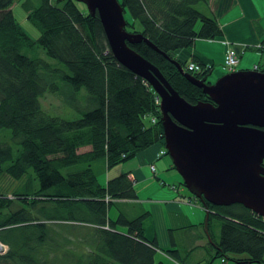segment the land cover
<instances>
[{
	"label": "trees",
	"instance_id": "trees-1",
	"mask_svg": "<svg viewBox=\"0 0 264 264\" xmlns=\"http://www.w3.org/2000/svg\"><path fill=\"white\" fill-rule=\"evenodd\" d=\"M38 1L22 4L39 31L34 39L14 15L15 0H0V178L23 182L12 199L0 194V241L9 246L0 264H156L160 251L186 264L182 251L188 258L198 249L176 242L186 231L170 230L173 248L161 250L145 236L149 213L140 208L132 217L118 205L138 200L129 173L102 186L93 169L101 159L110 170L154 146L165 148L157 94L117 61L99 15H90L83 1ZM119 2L128 30L160 52L144 41L129 46L186 101H209L171 60L185 68L175 57L178 51L223 36L218 20L197 8L210 0ZM257 68L264 72V64ZM48 95L57 96L76 118L44 110L41 99ZM191 197L208 214V234L204 223L190 227L207 241L206 262L213 255L223 262L264 264V218L239 204L204 205ZM112 207L119 210L115 219L109 216Z\"/></svg>",
	"mask_w": 264,
	"mask_h": 264
},
{
	"label": "water",
	"instance_id": "water-1",
	"mask_svg": "<svg viewBox=\"0 0 264 264\" xmlns=\"http://www.w3.org/2000/svg\"><path fill=\"white\" fill-rule=\"evenodd\" d=\"M81 1L90 15H99L117 61L157 94L165 149L184 186L204 205L239 204L264 218V72L240 70L210 84L171 60L209 98L191 104L156 66L129 46L144 41L160 52L141 33L126 32L119 0ZM204 226L208 234L207 213Z\"/></svg>",
	"mask_w": 264,
	"mask_h": 264
},
{
	"label": "crops",
	"instance_id": "crops-1",
	"mask_svg": "<svg viewBox=\"0 0 264 264\" xmlns=\"http://www.w3.org/2000/svg\"><path fill=\"white\" fill-rule=\"evenodd\" d=\"M209 8L212 13H215L223 30V36L217 40L199 39L196 43L198 41L205 42L211 50H213V45L217 46L220 51V47H222L223 56L226 48L225 43L227 42L239 46L255 47L262 45L261 50L253 47L245 49L241 54L238 69L253 70L260 62H264V54L262 53L264 51V0H211ZM232 16H234V19H231ZM225 19L230 21L222 22ZM175 56L184 63H190L194 60L205 65H214L215 61L211 53L199 51L197 47L191 52L180 50ZM162 149L161 145L147 149L138 154L123 169L113 173V177L129 173V177L136 187L141 184H154L151 188L148 187L147 192L143 194L139 188H135L137 189L138 200L122 201L118 205L126 206L127 211L131 210L134 217L139 215L137 210H140V208L149 213L143 224L145 236L149 241H156L161 250L166 251L173 248L169 235L170 230L186 231V234L183 233L184 235L176 238V242L183 243L187 248L188 245L190 248L197 247L196 252L199 253L200 260L205 261L208 257L207 249H205L207 241L200 238V231L190 227L202 224L203 214L206 211L195 202L191 194H185L184 189H181L182 184H180V187L176 185L168 187L165 182L157 183L160 182V179L153 176L150 166L152 164L157 166V162H161L163 157L160 159L157 157ZM88 150L85 149L82 153ZM165 164L167 165V163ZM153 177L156 181L153 180ZM109 179L110 177H108ZM133 208L135 211L132 210ZM120 232H126V230ZM157 254L165 255L161 251ZM155 261L158 264L156 259Z\"/></svg>",
	"mask_w": 264,
	"mask_h": 264
},
{
	"label": "rangeland",
	"instance_id": "rangeland-1",
	"mask_svg": "<svg viewBox=\"0 0 264 264\" xmlns=\"http://www.w3.org/2000/svg\"><path fill=\"white\" fill-rule=\"evenodd\" d=\"M24 0H15L12 9L14 11V15L18 21V23H20V25L24 28V30L32 37V38H38L39 36V31L33 26V24L28 20L27 18V12L23 9L22 4H23ZM37 2L39 3V1L37 0ZM36 2V4H37ZM38 5V4H37ZM198 10H200L202 13L206 14V15H211V11L208 9V7L205 4H200L197 5ZM82 9H85V7H83V5H81ZM128 19L131 20V17L129 15H127ZM231 19H234V16L231 17ZM230 21L229 19H225L222 22H228ZM199 26H197L198 28ZM197 49L199 51H204V52H208L211 53L214 56V72L213 74L209 77V81L212 82L213 84L217 82V80H219L223 75H224V71H223V64H224V56H223V49L222 47H220L221 51L219 50V48L217 46L213 45V50H211L208 46V44H205V42H201L198 41L193 48H189V49H185L183 50L184 52H191L194 49ZM45 57V54L44 56ZM260 64H264V62H260ZM41 104L44 110H46L48 113H50L51 115H65L66 118L68 119H75L76 116H71L69 114L68 111V107H65L64 105H62L60 99L57 96H45L41 99ZM70 110V109H69ZM89 149V148H88ZM85 151V149L83 150ZM135 159V158H134ZM133 159V160H134ZM130 160L129 162L133 161ZM129 162L125 163V164H121L116 166L115 168L112 169H107L106 167V162L104 159L98 160L95 164H94V171L97 174L98 180L100 182V184L102 186H105L107 184V180L108 177L110 178H114L113 177V173L115 171H118L120 169H123L125 167V165H127ZM167 163V165L165 164ZM128 167V166H126ZM173 167V161L172 158L169 155H165L163 156V158L161 159V162H157V177L160 179V182L157 183H163L165 182L167 184L168 187H171L173 185L179 186L182 183L183 184V178L182 176L178 173V171L176 169H172ZM154 176V175H153ZM153 180L156 181L153 177ZM23 184V182L21 183H17L16 181H14L13 179L9 178V177H2L0 178V194L2 193L3 195H9L11 198L14 195V193L17 190V188H19L21 185ZM19 185V186H18ZM154 184H141L138 187L135 186V188H139L140 192L143 194L145 192H147V188H151ZM136 189V190H137ZM181 189H184L185 194L190 195V191L185 187L182 186ZM12 195V196H11ZM121 207V208H120ZM119 208L123 211H126L127 207L126 206H120ZM133 211H135V209H132ZM139 211V210H137ZM118 212V213H117ZM119 214V210L116 207H112V209L110 210L109 216L112 219H115L117 217V215ZM132 217L133 213L130 214ZM206 219V212H204L203 214V219L202 222L204 223ZM215 235L217 237H219L220 234V229L218 226H214L213 227ZM123 228H119V231H123ZM65 247V248H64ZM62 247L63 253L66 252L67 248L66 246ZM60 250V249H59ZM58 249H56V251L58 252L57 254H59ZM182 251V249H181ZM182 255H183V259L185 260L184 262L186 264H193V263H197V264H235L232 260H227L226 262H223L222 258H216L215 256L213 257V255H211L208 258V261H201L199 257V253L196 251H191L190 252V257L186 258L184 252L182 251ZM55 252H52V255H55ZM156 260L157 263H162V264H176L172 259H170L168 256L162 255V254H156Z\"/></svg>",
	"mask_w": 264,
	"mask_h": 264
},
{
	"label": "bare ground",
	"instance_id": "bare-ground-1",
	"mask_svg": "<svg viewBox=\"0 0 264 264\" xmlns=\"http://www.w3.org/2000/svg\"><path fill=\"white\" fill-rule=\"evenodd\" d=\"M210 2H211V0H210ZM207 7H208V9L210 10V4L209 5H206ZM211 11V10H210ZM204 14V13H203ZM206 15V14H205ZM208 16H211V17H215L216 18V16H215V13H212L211 12V15H208ZM217 19V18H216ZM218 20V19H217ZM219 23V22H218ZM220 25V24H219ZM221 27V26H220ZM125 30H126V32L127 33H134V32H131V31H129L128 30V28H127V26H126V28H125ZM219 39V38H218ZM215 40H217V39H215ZM225 45H226V48H225V53H224V64H223V69H224V71H225V74L223 75V76H225V75H227V74H231V73H234V72H237V71H240L239 69H238V67H239V64H240V57H241V54H242V52H244V50L245 49H248V48H250V47H253V46H247V45H235V44H232V43H225ZM253 48H256V49H258V50H261L262 48H263V46L262 45H257V46H255V47H253ZM153 49V48H152ZM231 53H233L234 54V58H235V61H236V64L234 65V66H228L227 65V58H228V56H230V54ZM176 57V56H175ZM200 62V61H199ZM200 63H202V62H200ZM191 64H194V65H196V66H199V68H200V70L199 71H191V70H189V65H191ZM203 64V63H202ZM182 65V64H181ZM183 67V66H182ZM177 68V67H176ZM214 68H215V65H200L197 61H191L190 63H187V65H186V67L184 68L183 67V69H184V71L186 72V73H189L191 76H193V77H195V78H197V79H204V78H207V79H209V77L213 74V72H214ZM211 69V70H210ZM208 70H210V72H209V74L208 75H206V76H204L203 78H198V76L197 75H201V74H203L205 71H208ZM254 71H257V72H261L258 68H257V66H255L254 67V69H253ZM179 71V70H178ZM222 76V77H223ZM162 151H166L167 152V150L165 149V148H163L161 151H160V153L158 154V159H160V158H162L163 156H165L166 154H164V155H161V152ZM152 165H154L155 166V168H156V165L155 164H152ZM151 165V166H152ZM151 166H150V169H151ZM151 172H152V170H151ZM152 174L154 175V176H157V169H156V172L154 173V172H152ZM5 195V194H4ZM6 197L7 198H9V199H12L9 195H6ZM0 243H2V244H4V247L5 248H7L8 247V250H9V246L7 245V244H5L4 242H2V241H0Z\"/></svg>",
	"mask_w": 264,
	"mask_h": 264
},
{
	"label": "built area",
	"instance_id": "built-area-1",
	"mask_svg": "<svg viewBox=\"0 0 264 264\" xmlns=\"http://www.w3.org/2000/svg\"><path fill=\"white\" fill-rule=\"evenodd\" d=\"M235 64H236V61H235V58H234V54L231 53L230 56H228V58H227V65L228 66H234ZM189 70H191V71H199L200 68H199V66H196L194 64H191V65H189ZM158 103H160L159 99H158ZM155 122L156 121L154 119L153 120V123H155ZM166 153H167L166 151H162L161 152V155H164ZM151 170L154 173L156 172V168H155L154 165L151 166ZM7 252H8V247L5 248L4 247V244L0 243V255L6 254Z\"/></svg>",
	"mask_w": 264,
	"mask_h": 264
},
{
	"label": "flooded vegetation",
	"instance_id": "flooded-vegetation-1",
	"mask_svg": "<svg viewBox=\"0 0 264 264\" xmlns=\"http://www.w3.org/2000/svg\"><path fill=\"white\" fill-rule=\"evenodd\" d=\"M207 81H208V83L213 84L212 82L209 81V79Z\"/></svg>",
	"mask_w": 264,
	"mask_h": 264
}]
</instances>
